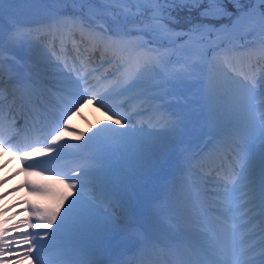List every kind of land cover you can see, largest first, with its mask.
Listing matches in <instances>:
<instances>
[{"label":"rangeland","instance_id":"rangeland-1","mask_svg":"<svg viewBox=\"0 0 264 264\" xmlns=\"http://www.w3.org/2000/svg\"><path fill=\"white\" fill-rule=\"evenodd\" d=\"M44 1L47 5V10L41 16V20H44V22H47L48 20L50 21V19L53 18L58 19L62 16L66 17L67 12H74L75 10L79 12L77 9V5L79 4L74 5L70 2L58 3L57 0ZM91 3L112 6L114 8L113 10L120 9L122 11L123 8H129L132 12L138 13L135 17H129L127 21H124L121 18V24L125 28V32L120 35L121 37L126 36L131 41L139 43L143 42L142 45L147 47L149 46L148 41H153L155 44L154 46L166 45L165 48H162V53L160 56L155 54L157 50H154L152 47H148L149 49L145 48V50L149 52L147 53L148 56L146 55L147 58L160 57L161 62L156 63L154 70L151 67L148 69L150 74L148 78L149 80L145 83V92L141 95V98H147L145 99V102H154L155 105H158L160 104L157 101L158 98L149 99V97H164L166 94H168V92L173 94L174 96L172 95L170 98L166 95V100L164 102L170 103V110L172 107H174L173 104L177 106V109L182 112L181 119L184 123V126L183 128L164 127L163 129L170 130V136L168 139L163 140L158 149L151 146V144L154 142L152 131L159 128L156 127L155 124H149L148 122H144L142 120H131L132 117H129L130 115H134L139 119L144 117L142 116L140 118V116L135 114L137 108H139L138 105L144 103V99L139 104L133 103L129 106H123V103L129 99L128 97L135 95L137 91H139V93L142 91L138 89L136 91L132 90L133 92L130 91L125 93L123 97H119L121 99L114 98L112 99L113 103L108 104L109 107H111L112 104L120 105L116 108H119V110L122 111L124 117L130 119L128 122L122 119L121 125H117L115 123L116 127H113L112 124L109 125L110 128H119V132L114 133L108 131L102 124L99 125L95 123L96 121L94 122L96 125L90 126L88 122L83 121L80 115H76L77 119H80L83 122L79 123L73 120L69 124L76 126L79 129L81 128V130L85 127V130H82L80 133L77 128L76 130L71 128L69 131L75 133L78 139H76V142L72 141L75 138L68 139L67 142L64 144H59V146L61 147L62 145L64 148L69 147L68 149L83 151L84 146L92 138L96 139L97 135H99V138L101 137L104 140L103 142L115 147L117 154L119 155L118 157L113 155L110 158H104L108 155L104 154V159H98L94 164L84 166V169L87 171H95L93 174H91V178L86 177L85 180H92L97 183V180L100 178L105 182L107 180L106 175L105 172L102 171L105 168L110 167L112 170H117L118 172L116 173L107 170L115 178L114 183L118 184L120 187V190H118L117 193H120L123 196L124 199L122 201L127 200L131 204L138 196L156 195L158 198L156 204L153 205L150 210H148L143 220H139V222L146 223V225L150 227L151 233L153 234L156 231L154 230L157 226L156 224L162 223L161 221L164 219L162 216L165 217V214L167 213H170L173 216V213L178 212L180 197L177 194H173L175 193L174 191H176V189L172 188L171 185L169 186V179L165 177V174L171 173L172 175L176 168H179L180 166L183 167V163L185 161L183 159L184 155L187 156L188 154H195V142H192V140L196 139L201 140L202 142V138L206 133V128L209 130V132L220 136L222 141L224 140V143H226L225 140H229L232 134L236 137H240L238 139L232 135L233 141L242 140V142L247 144L248 152L244 151V155L249 153L252 156L251 167L253 170V175L261 170L260 168H262V166H264V145H256V142L250 144L248 141V129L243 127L241 124V117L239 114L243 97L240 92L239 82L237 81L235 75L230 72L231 70L224 64H221L220 61L222 58L223 62L224 56H222L220 53L224 51V54L226 52L230 53L231 56L235 58L236 62L244 63L247 53L245 54L243 52H239V54H237L236 48L238 46L247 48L246 44L252 45V47L248 48V50L258 47L262 37V32H264V23L261 22L259 17V11L261 8L256 3H251L250 0H241L240 3H236L235 0H224L223 7L226 9V12L217 14L216 16L209 15L206 17L202 14V12L204 8H207L210 5L204 1V3L200 6L194 7L197 8L196 13H201V16L184 18V15H182V18L186 19L187 23H190L188 24L189 27H198L197 29L199 30L197 31V29H195L189 33H185L186 35L180 39V35L169 34L165 32L164 29L159 31L151 30L156 27L158 22L149 19L151 15L150 9L153 7V5L149 3V0H139V8L137 7V0H131L129 4L123 5L117 4L115 0H92ZM15 4L5 5L4 20L6 22H13V18L16 14ZM49 6H52L51 9ZM250 8H256L257 10L254 18H248L245 16V11ZM238 9L239 11H237ZM176 10L179 11L176 12L179 13L178 16L173 14L170 15V17L175 21L178 20V18L181 17V14H184L186 11L188 13L191 12L184 7H180ZM84 15L88 18V21H90V23L88 22L90 27L99 28L102 25L100 24L101 15H94L90 12L85 13ZM102 15H105L109 18L107 21V26L103 24V28H108V32L115 33V29L118 25L114 23L111 12L102 13ZM145 15H147V17L142 23H140L139 20H142V17H145ZM76 16L80 17L78 14ZM159 23L166 24L164 20L160 21ZM139 24L142 26H139ZM11 28L12 29L10 31L15 29L21 32V30L16 25L11 26ZM142 29L143 31H141ZM249 32L250 34H247ZM207 33H211L213 37L211 47V42H207ZM22 34L25 35L26 33L24 32ZM24 35H22L21 39L16 42H10L8 36V43L5 46L6 48L8 47V49H12L14 52H16V56L11 55L14 62L18 61V57H23L24 60H31V62L28 61L29 65H33L35 68L37 66L40 68V70L43 68L45 72L50 73L51 63H53L54 60L49 59L45 61L46 57L44 54L35 56L31 46L29 48L27 40L28 37ZM31 37L36 39V37L33 35H31ZM36 40L39 41L38 39ZM205 41L207 47L203 46ZM219 43H222V47H220L221 45H219ZM43 47L45 50H47L46 46L43 45ZM206 51L209 53L208 55L210 56V62L208 61V58L204 60ZM49 53L48 55L50 57ZM218 54H220L221 58L218 56ZM184 57L186 60H183L187 63V71L178 69V67H174V65H170V62L172 63V61L179 60ZM42 61L45 63V67L41 66ZM54 72L57 73L59 70L56 68ZM55 75L56 74L53 76ZM58 78L56 79L60 80V78ZM164 81H169V86L167 85L166 87L159 89L156 91V93V89L151 91L152 88L149 86L161 84ZM178 92H183L188 96L187 102H184V100L181 101V98H178ZM93 99V96H84L80 101L79 106L84 104L86 101H92ZM195 101H199L198 107L193 105ZM206 104L207 111H203L205 112V116L208 120L205 124H201L197 116L199 112H202V105ZM96 106L100 109H103L101 105ZM184 106H190V108L186 109ZM150 109H154L153 104L147 106V110ZM154 110H156V108ZM71 112L75 113L74 110ZM104 112L106 113L105 110ZM141 114L144 115V113ZM68 116L69 114L66 118H68ZM152 118L155 122H157L158 116H154L153 114ZM113 119L116 121L117 119H121V116L115 117ZM190 127H192V129H190ZM97 129L100 131H97ZM82 133L83 135H81ZM182 133L186 135L183 140L181 139ZM180 140L186 142L188 146L181 147L177 145L178 141ZM232 148H234V145H232ZM202 149L203 146L201 144L199 150L201 151ZM79 167L81 168V164ZM212 169L218 170V167L212 166ZM160 174L163 175L160 176ZM1 184L2 181L0 180V186ZM34 187V191L41 195V197L34 202L29 211H31L33 206L38 208V204L43 206L44 209L52 208L59 202L60 197L67 192V189L61 186L58 181L49 178L36 180L34 182ZM179 187V189L184 188L181 183L179 184ZM72 191L76 192L77 190ZM79 192L80 195L77 197V200L79 202H88L91 206H93V215L90 219H93L94 221L89 220L90 222H87V225L77 222L75 226H73V222L69 220L66 223V228L64 227L59 229L57 233L60 232L61 234H55L53 237L54 240L55 237L57 238L55 240L56 242L59 241L58 237L60 236H63L62 241L59 242L62 245L68 244V242H71L72 244L78 242L76 250L70 251L69 247L64 249V251L68 252V254L71 256L77 252L82 255L83 251H79V248L83 243H86L87 240H91V238H96L97 236L102 237L104 234H111V240L109 241L111 242L110 245L112 247H116L118 250H124L127 245H135L137 241H139L138 233L127 230L121 232V228L125 225V223L115 222L113 214L116 212H113L110 209L111 206H108L107 199L103 197L104 192H97L94 195L89 193L86 194L85 192L81 191V189H79ZM162 194H166L168 196L167 202H165V204H162L161 202L160 196ZM24 196L25 195H23L21 199ZM21 203H23V201H21ZM30 204L31 202H25L26 206ZM6 210H8L6 207H0V214ZM29 211L26 213L24 218V221L28 222L22 224L24 227H26L27 231L30 229L29 224L33 222L31 212ZM126 216L127 213L121 218ZM12 220L13 217H9L8 215L5 217V220L1 219L0 217V224H4L5 222L10 223L9 225H14L15 222H10ZM17 223L19 224L20 222L18 221ZM13 228L15 227H4V229L7 230L5 234L6 240H11L9 230ZM44 231L51 230L41 229L40 232L38 231V234L40 235ZM32 234L36 235L37 230H35V233L32 232ZM44 255L48 257L45 252ZM5 261H8V259ZM3 263L5 262H0V264Z\"/></svg>","mask_w":264,"mask_h":264},{"label":"snow or ice","instance_id":"snow-or-ice-1","mask_svg":"<svg viewBox=\"0 0 264 264\" xmlns=\"http://www.w3.org/2000/svg\"><path fill=\"white\" fill-rule=\"evenodd\" d=\"M33 2H42V0H0V45H2L4 38L5 5ZM57 2H70L74 5L81 4L82 6L84 3L91 2V0H57ZM115 2L123 5L129 4L131 0H115ZM207 2L210 6L204 8L202 12L206 17L226 12L223 7L224 0H207ZM235 2L240 3L241 0H235ZM250 2L260 6L259 17L261 22L264 23V0H250ZM149 3L153 5L150 9L151 15L149 19L158 22L156 27L151 30L159 31L161 29L168 30L166 24L159 22L164 20L166 14L171 15L169 11L171 6L191 5L192 7H197L201 5L202 0H149ZM137 7L139 8V0H137ZM256 11V8L247 9L245 16L254 18ZM137 14V12H132L129 8H123L122 11L120 9L111 11L112 19L118 26L121 24V18L127 21L129 17H135ZM76 19L75 16H71L64 18L62 22L58 21L55 25L53 36L63 40L66 33L61 30V27L63 26L66 29L68 27L67 21L71 20V27L81 31L82 42L87 43L89 46L100 48L102 54L113 50L114 42L108 38L107 30L102 25L99 29L85 25L82 22L77 25ZM189 31H192V29ZM247 34H250V32ZM22 35L24 34L14 29L9 32V41H19ZM137 47H142V45H137ZM126 50V46L122 45L120 51ZM2 54L3 48L0 47V57H2ZM55 54L53 53V55ZM118 58L121 59L120 66L122 68L125 65L132 64V69L122 72L116 79L109 81L106 85H101L96 91H90V88L96 85L83 87V91H81V86L88 84V80L85 79L88 75L87 70L78 74L75 79L69 76L66 81L61 82L62 86L59 91L64 93V95L61 96L63 107L60 116L52 127L45 126L41 128V132L44 135L42 143L46 147L43 150L33 148L32 153L21 155V160L26 167L38 166L40 163L39 161H33L29 164L26 160L27 155H34L41 151L48 153H60L62 151L59 141L63 134V127H61L59 121L63 119L64 125H67V120L64 119V116L73 107L77 106L78 99H82L84 95L96 97L97 102L102 107L108 108L109 111L113 112L114 116H121V119L115 121L117 125H121L122 119H127L122 113L113 111L114 108L120 105L112 104L109 107L108 104L103 102L111 100L115 96H122L137 87L144 86V82L141 80L142 75L150 67L154 70L156 63L161 62V58L142 59L134 58L132 55H129L127 59ZM223 62L233 72L239 82L240 92L244 101L243 110L248 121V141L250 144L259 141L260 144L264 145V32H262L258 47L248 50L246 62L239 63V67H237L235 58L227 52L224 54ZM0 64H2V60H0ZM83 66L84 61H81V67ZM64 67H68L66 62ZM73 71L76 70L73 69ZM101 79H106V77H97V84ZM164 83H169V81L149 87L160 88L164 86ZM156 98L159 97H149V99ZM6 99L5 90L0 87V145L12 147L14 151L18 152L20 148L12 144L11 141L21 137V130L16 128L17 121L15 117L9 118L8 113L12 112L11 105H9L7 113L5 112L3 105ZM12 103L14 104L15 101L13 100ZM170 123L177 125L180 121L177 119L170 121ZM35 127L36 122L33 121L31 128L35 129ZM57 128L60 131H57ZM105 128L114 133L120 131L119 128H110L109 126H105ZM13 129L16 130L13 132ZM97 131L100 130L97 129ZM6 133H10L8 140L4 139ZM49 136L51 137L50 139H48ZM22 139H29L27 133L23 135ZM29 146L28 144L24 145V147ZM48 158L54 159L55 157L50 156ZM240 160L241 166L238 172L226 173L224 177L220 178V187L205 194L211 197V200L209 201L210 206L202 209V212L212 213L213 215L204 216L199 221L200 230L192 238L191 243L178 251V258L174 264H264V179H261L257 186L251 167L252 157L249 153L241 156ZM86 174V170H81L68 177L69 180L74 182L66 185L67 192L60 197L59 202L54 207L47 209L32 207L31 216H34L38 222L30 223L29 227L32 230L50 229L51 231H44L40 235L26 232L14 243L17 246L26 245L23 254L34 256L36 264H52V258L44 255L45 250L49 247L46 240H52L57 231L64 228L69 220L75 226L77 222L83 224L92 217L93 206L83 204L77 200L80 195L77 184L79 183L81 187L83 186V182L79 178ZM73 189H77L75 195H73ZM196 197L199 199L200 193H197ZM253 220L256 223L253 224ZM27 222L21 221V223ZM250 224L251 227H249ZM6 231V229H0V262L9 259L8 252H10L13 243V241L5 239ZM16 255L19 256L20 253ZM89 264H101V262H89Z\"/></svg>","mask_w":264,"mask_h":264},{"label":"bare ground","instance_id":"bare-ground-1","mask_svg":"<svg viewBox=\"0 0 264 264\" xmlns=\"http://www.w3.org/2000/svg\"><path fill=\"white\" fill-rule=\"evenodd\" d=\"M119 39H121V37ZM30 41L31 40H28V45H29ZM120 42L123 43L124 38H122L120 40ZM30 44H31V48L33 49L35 56L43 54L44 49L42 46H36V45L34 46V45H32V43H30ZM29 48H30V45H29ZM87 73L90 74L91 69H89L87 71ZM149 75L150 74H149L148 70H146L141 77V80L144 82V86L137 87V88L133 89L135 91L138 89L142 90L140 93H139V91H137V93L135 95L130 97V99H133V98L139 99V101H136L137 103L135 102L136 104L140 103L143 100L141 98V95L145 92V83L149 80L148 79ZM64 76L69 78V76H71V75L67 74ZM86 78L90 79V78H88V75L85 77V79ZM97 86L98 85H97V81H96L95 88ZM91 89H92V87L90 88V90ZM145 99L146 98H144V100ZM111 100H105L104 103L105 104L113 103V101H111ZM94 103H98L96 97H94L93 101H86L84 104H81V106L76 107V110H78V112L83 113L84 119H85L83 121L88 122L90 124V126H94V125H96L95 123H97L99 125L102 124L104 127L109 126L111 124L113 127H116L115 126V119L112 118L113 117L112 112L109 110H106V113L102 112L98 107L94 106ZM150 104H153V103L146 102L144 105L148 106ZM243 105H244V101L241 102V105H240L241 110H240L239 115L241 117L242 126L248 129V121L246 120V117H245ZM163 107H164L163 111L167 112L168 104L163 105ZM153 110L154 109H151L150 113L157 116V114ZM142 112H143V110H141V108H137L135 114L137 116H141ZM66 120H67V123H70L73 120H75L79 123L83 122L82 120L77 119L76 113H71ZM73 123H76V122H73ZM160 123H161V120L158 119L157 124H160ZM60 125H61V127H63V134H62L61 140L59 141V144H64L65 142H67L68 139H71V138H75L72 141L76 142V139H78L77 135L75 133H72L71 131H69L66 128V126L64 125L63 121L60 123ZM82 130H85V127ZM82 130L80 129L79 132L81 133ZM152 133H153V137H154V142H153V144H151V146L156 147L157 149L162 144V141L167 140L168 137L170 136L169 135L170 130L169 129L168 130L163 129V127L159 128V129H154V131H152ZM94 144H98V143L94 142ZM45 147H46V145L43 144L39 148L43 150ZM68 148L69 147L64 148L61 145L62 151L60 153H48V152L41 151V152L36 153L34 155H27V161L29 162V164L32 163L33 161H39L40 163H43V164H51L53 162L50 161V159L48 158L50 156L57 157V156H61V155H68V154L75 153L72 151L77 152V150H75V149H68ZM29 153H32V151H29ZM89 154L95 155V154H98V152L96 151V149H94L93 151H88V153L83 152L78 158L82 157L84 159L85 158L87 159L88 157H90ZM36 156H38V158H40V159L36 160L35 159ZM29 158H32V160H28ZM41 158L44 159L43 162H42ZM183 159L185 160V158H183ZM186 160H188V157L186 158ZM69 161L74 162L75 159H71ZM40 163L38 166L40 168H43L44 165L40 164ZM56 163L57 164L60 163V166L63 165L65 167H67V165H68V161H66V162L63 161V163L62 162H56ZM81 164L85 165V164H88V162L83 160V161H81ZM186 164L181 168L182 170L186 169ZM216 166L218 168L221 167L220 164H217ZM26 168L27 167H26L24 162L21 164L20 160H17V158H15V157L10 158V157H8V155L5 152L0 150V180L2 181V184L0 186V207L1 208L6 207L8 209L6 211H3L0 214V217H1V219H4V220H5V217L7 215L9 217H13V220L10 222H15L14 223L15 228L9 230V231H11L9 234H13V236H12L13 238H11V241H13V242L18 240L20 238V236H22L24 233H26V230H25L26 227H22L23 223H21V221H24L26 213L30 210V208L34 204V202L37 201V199H39L41 197V195L37 194L36 191L30 190L28 188L29 183L32 182L34 185V180H38L41 177H49V179H56L61 185L66 186L68 183L74 182V181L69 180L68 177L73 176L74 174H76L77 172H79L81 170H84L83 168L75 169L74 167L72 168L70 166L69 167L70 170L68 171V173L65 176L61 177V176H55V175L53 176L50 174H44L42 171H38V170L37 171L32 170L31 171L32 175H31L30 170L26 169ZM179 169L180 168L177 169L175 175L173 176V180H171V182L173 184L179 182V183L183 184L184 189H186V186L188 184H192V182L194 181L193 185L196 186L195 190L198 191V193H200V197H199L200 202L199 203H203L206 208L209 207L210 206L209 201L211 200V197H209L205 194L208 192L215 191L218 187H220V181L219 180L222 177L221 174L206 175V174L201 173L200 171L196 170L195 168H193L191 166H189L186 171H182L181 169L180 170ZM44 170L46 173L47 172L46 168ZM86 172H88V171H86ZM28 173H30L29 180L26 183H24L22 178L24 175H28ZM79 179H80V181L83 182L82 187L79 183L77 184V188L81 189V191H83L82 188L86 187L88 184H92V182L83 181L81 177ZM73 190H77V189H73ZM118 190H120V187L118 184L114 183V177L112 175L108 176V182L106 183V188H105L104 192L106 193V198L111 200L112 203L114 204L113 210H115L116 213L113 214V217L115 219V222L116 223L117 222H120V223L124 222L125 225L130 224L131 221L133 220V218L130 216V205L131 204L127 200L126 201L124 200L123 203L121 204L118 201H116L117 199L114 196H112V192H114L116 194ZM179 190L180 191L178 193L181 195L182 199L179 202L178 212L173 213V220L175 221V224L173 225V227H175V225L177 224V226L179 228H176L175 230L172 229L171 231H172L173 235H170L169 233H167V230L165 229L164 226L157 225L156 226L157 230L160 229L163 236H160L157 233H155L153 235H149V236L146 234H143L142 236L144 238H143L142 244L149 243V242H152V244H148V245H146V247H140V248L135 247L138 253L142 252V250H143V252H145V253L147 252L149 254H152V251H151L152 246L155 249V247L158 244H160V241H162L163 243H166L168 246V247H164L165 248L164 251H168V252L172 253L173 255L171 256L170 254H168V256H167L164 253H161L159 255L165 256L168 261L169 260L170 261H172V260L176 261L178 258L177 257L178 251L182 250L189 243H191L192 238L197 235L198 231L193 230V227H192L193 221H191V217H193V211H192L193 205L191 203L190 198L187 197V195H185L181 189H179ZM93 192H94V190H92L90 188L87 191H85V193H87V194L93 193ZM23 195H26V196H24V200L26 199V197H30V202H31L30 205L26 206L24 204V201H23V203H21L20 198ZM123 208H124V210H123ZM29 212H31V211H29ZM126 213H127V216L124 218H121ZM210 215H212V213H210ZM32 217L34 218V216H32ZM18 221L20 222L19 224L17 223ZM32 223H37V222H32ZM252 223L254 224V223H256V221L253 220ZM9 224L10 223L4 222V224H0V227L1 228H4V227L8 228V227L13 226V225H9ZM20 224H21V227L18 226ZM142 225H143L144 229L146 227L150 228L147 225H145L144 223ZM249 227H251V224L249 225ZM40 230L41 229L37 230L36 235H39L38 231L40 232ZM149 231L151 232V230H149ZM58 234L60 235L61 233L60 232L56 233V235H58ZM53 240L54 239L52 238V240L46 241V243L49 245V249L51 247L55 246L54 244H58L60 242V241L56 242L55 240L54 241ZM144 240H146V241H144ZM158 240H159V242H158ZM24 246L25 245H23V244L17 246L15 243H12L11 249H14V250H11L8 253L9 260L3 261V262H5V264H36V261L32 262L30 260L34 256H32L31 254H29L28 256H24V254H23V250L25 248ZM20 248H21V250H20ZM130 251H132V250H130ZM52 252H53V254H56V253H54V251H52ZM17 253H20V255L19 256L16 255ZM129 256H130L129 254H126L125 258L122 260V263L128 264V262L132 263L135 261L133 259H127ZM55 257H59L58 254ZM62 260L63 261L60 264H68L70 262L69 258L62 259ZM139 262L141 263L140 259H139ZM141 264H143V263H141ZM147 264H149V263H147Z\"/></svg>","mask_w":264,"mask_h":264},{"label":"water","instance_id":"water-1","mask_svg":"<svg viewBox=\"0 0 264 264\" xmlns=\"http://www.w3.org/2000/svg\"><path fill=\"white\" fill-rule=\"evenodd\" d=\"M21 4H22L21 7L28 9L29 7H31L32 4L35 6H38V5H42V2L21 3ZM102 9L103 8L101 7L100 8L93 7L91 10L95 13H99L101 12ZM149 201L150 200H148L147 198H143V197L137 199L133 207V213L136 217L141 218L144 216V213H145V210L147 208Z\"/></svg>","mask_w":264,"mask_h":264},{"label":"trees","instance_id":"trees-1","mask_svg":"<svg viewBox=\"0 0 264 264\" xmlns=\"http://www.w3.org/2000/svg\"><path fill=\"white\" fill-rule=\"evenodd\" d=\"M204 1H205L206 3H208L207 0H204ZM208 4H209V3H208ZM196 11H197V10H196ZM196 11H194V12L191 11L190 13H188V12L186 11L184 14H181V17H179L178 20H176V21H175V20L172 21L171 24L175 26L176 24H180V23H181V24H180L181 27L188 26V24H190V23H187V22H186V19H184V18H185V17H187V18H191V17H194V16H200L201 13H196ZM170 12H171V14H173V15H175V16H178V14H179V13H176V11H175L173 8L170 10ZM191 13H192L193 15H192ZM182 15H184V16H183L184 18H182Z\"/></svg>","mask_w":264,"mask_h":264}]
</instances>
